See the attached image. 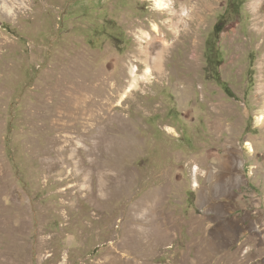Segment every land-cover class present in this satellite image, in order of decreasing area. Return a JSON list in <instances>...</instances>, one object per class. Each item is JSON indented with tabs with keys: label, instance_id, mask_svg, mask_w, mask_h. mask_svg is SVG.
<instances>
[{
	"label": "rangeland",
	"instance_id": "374dc122",
	"mask_svg": "<svg viewBox=\"0 0 264 264\" xmlns=\"http://www.w3.org/2000/svg\"><path fill=\"white\" fill-rule=\"evenodd\" d=\"M7 4L0 264H264V0Z\"/></svg>",
	"mask_w": 264,
	"mask_h": 264
},
{
	"label": "bare ground",
	"instance_id": "6f19581e",
	"mask_svg": "<svg viewBox=\"0 0 264 264\" xmlns=\"http://www.w3.org/2000/svg\"><path fill=\"white\" fill-rule=\"evenodd\" d=\"M256 1H259V0H256ZM7 2H8V0H3V6L5 7V8H7L8 10H10V8L8 7V4H7ZM154 3H155V6H156V9H158V10H163V9H168L169 7H170V0H154ZM172 8H174V7H172ZM254 9H255V12H256V15L257 16H262L260 13H259V9H258V7H257V5H256V3L254 4ZM171 10V9H170ZM173 14V13H172ZM193 14V13H192ZM176 15V14H175ZM181 15L182 16H185L186 18L187 17H190V18H192L191 17V14L190 13H188V11L186 10V9H183L182 10V12H181ZM175 18V17H174ZM181 23V24H183L184 22H185V20H183L182 19V17L179 19V20H177L175 23H173L172 25H173V27L175 28V31L176 32H178V28H176L177 26H178V24L179 23ZM260 23V21H258V24ZM154 30L156 31L157 30V28H156V26L154 25ZM180 30V29H179ZM173 32V31H172ZM149 42H150V40H149ZM155 42V41H154ZM153 42V43H154ZM196 42V41H195ZM166 41L165 40H163V43H162V45H166ZM175 43V42H174ZM150 44V43H149ZM167 45H169V43L167 44ZM194 45H195V43H194ZM150 46L151 47H149V50H150V48H154L155 47V45L154 44H150ZM158 46H159V44H158ZM196 46V45H195ZM163 47V46H162ZM166 46H164V48H165ZM157 48V47H156ZM167 48V47H166ZM165 48V49H166ZM194 48V47H193ZM164 50V49H163ZM147 51V50H146ZM166 51V50H165ZM149 53V52H148ZM157 53V52H156ZM161 55H163L162 53H161ZM158 56V55H157ZM155 65H157V64H155ZM157 68V67H156ZM160 68V67H159ZM150 72V70H149V68H147L146 70H145V74H148ZM132 74H133V80H132V83L130 84V87H133L134 86V83H135V81H136V78L134 77L135 76V74H136V72H135V69H133L132 70ZM147 78V77H146ZM263 119H264V114H260V115H258L257 117H256V123L257 124H261L262 122H263ZM168 129H172L171 127H168ZM246 145L248 146V148L249 149H251L252 150V147H251V145H250V143L248 142V141H246ZM195 167H193L194 168V171H197L198 169H199V167L197 166V165H194ZM193 171V170H192Z\"/></svg>",
	"mask_w": 264,
	"mask_h": 264
}]
</instances>
